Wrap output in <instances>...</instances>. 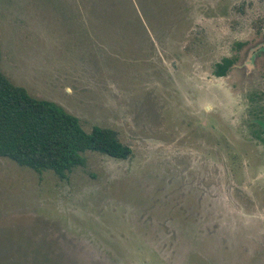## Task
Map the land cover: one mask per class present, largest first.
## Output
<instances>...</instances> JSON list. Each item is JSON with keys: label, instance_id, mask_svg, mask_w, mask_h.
<instances>
[{"label": "rangeland", "instance_id": "374dc122", "mask_svg": "<svg viewBox=\"0 0 264 264\" xmlns=\"http://www.w3.org/2000/svg\"><path fill=\"white\" fill-rule=\"evenodd\" d=\"M0 41L12 83L133 151L0 158V264H264V0H0Z\"/></svg>", "mask_w": 264, "mask_h": 264}, {"label": "trees", "instance_id": "16d2710c", "mask_svg": "<svg viewBox=\"0 0 264 264\" xmlns=\"http://www.w3.org/2000/svg\"><path fill=\"white\" fill-rule=\"evenodd\" d=\"M1 54L0 41V63ZM235 64L236 59L224 58L215 65L214 75L227 76ZM87 152L119 160L133 153L115 130L95 126L87 132L78 117L55 102L33 97L0 67V158L66 179L74 169L86 167Z\"/></svg>", "mask_w": 264, "mask_h": 264}, {"label": "flooded vegetation", "instance_id": "af4514ba", "mask_svg": "<svg viewBox=\"0 0 264 264\" xmlns=\"http://www.w3.org/2000/svg\"><path fill=\"white\" fill-rule=\"evenodd\" d=\"M233 67H234V65H233Z\"/></svg>", "mask_w": 264, "mask_h": 264}]
</instances>
